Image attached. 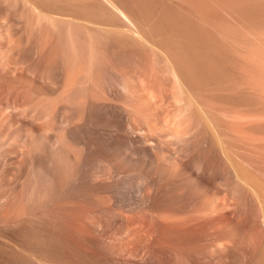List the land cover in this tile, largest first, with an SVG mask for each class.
<instances>
[{"label": "rangeland", "instance_id": "1", "mask_svg": "<svg viewBox=\"0 0 264 264\" xmlns=\"http://www.w3.org/2000/svg\"><path fill=\"white\" fill-rule=\"evenodd\" d=\"M166 7L213 44L215 71L197 75L193 68L206 63H179L162 42L166 22L153 31L126 11L130 20L107 23L60 12L51 0H0V244L21 250L11 232L31 216L83 234L74 222L87 213L88 224L100 221L92 227L107 248L86 252L66 242L86 255L162 264L154 253L165 236L196 244L190 264L257 263L264 247V0H161L153 23ZM122 38L134 41L132 49L118 51ZM203 200H213L212 212L204 206L210 224L191 216L176 228L170 219L195 215ZM168 205L186 206L184 217Z\"/></svg>", "mask_w": 264, "mask_h": 264}, {"label": "bare ground", "instance_id": "2", "mask_svg": "<svg viewBox=\"0 0 264 264\" xmlns=\"http://www.w3.org/2000/svg\"><path fill=\"white\" fill-rule=\"evenodd\" d=\"M61 0H51V2H54L55 5H57V7L59 8L60 12H62L63 10H65L66 12H73V13H76L78 15H81L85 18L87 17H94L95 19L99 20L100 22L101 21H105V22H112L115 23L117 21H119V19L121 20L122 17L126 18V20H130L128 18V13H130L135 19H137L139 22H143V24L145 25V23L148 22V24L150 25L149 28H151L153 31L154 30H158L161 28V22H166L167 23V31L163 34L164 37H162V42L163 44L166 46V47H170L171 50H173L175 52L174 56L175 58L177 59V61L179 63H200V65H204L206 63V66H204L205 68L201 69V66L199 67V65H197L198 67H194L193 69L195 70L194 72L197 73V75H199L198 73H202V70L206 72H210L211 70L215 71V67L213 69V65L211 63H216L214 62V58L215 56H213L214 54H212V49L213 48V44L212 45H209V43H207L208 41H204L202 40V35L200 33V28H198V26H196L195 23L191 22L190 20L188 21V23L186 22V24L184 23L185 21H181L183 18H180L179 16H177V14H174L173 11L169 8V7H166L163 9V13L161 15V17L159 18L160 20H156L157 22L156 23H153V18L154 17V13L158 10L159 8V4L161 3V0H85L84 2L86 3H79L81 2L82 0H62L61 3H65L66 6L65 7H60L59 6V3H60ZM47 2V1H46ZM50 4V3H49ZM53 4V3H51ZM126 11V12H125ZM121 18H120V16ZM152 18V19H151ZM180 19V21H178ZM152 20V22H151ZM185 20V19H183ZM107 22V23H108ZM131 22V21H130ZM149 22H151L152 24H150ZM148 25V26H149ZM148 28V29H149ZM149 29V30H151ZM199 29V30H198ZM151 30V31H152ZM198 30V31H197ZM135 31L137 32H140V30L136 29ZM136 32V33H137ZM198 32L200 34H198ZM202 32V30H201ZM135 33V32H134ZM205 34V33H204ZM206 35V34H205ZM200 39H198L199 37ZM204 36V35H203ZM174 40H172L173 38ZM172 38V39H171ZM205 38V37H204ZM207 40V39H206ZM128 44V46H125L124 43ZM134 42L133 40L131 39H128V38H122V42H123V45L120 46V49H118V51H121V50H127V48H131L132 47H129V42ZM203 41V42H202ZM211 41V40H209ZM213 41V40H212ZM216 42V41H215ZM214 42V44H215ZM207 43V44H205ZM213 43V42H212ZM217 43V42H216ZM211 44V43H210ZM211 46V47H210ZM207 47H210L209 50H211V52L208 50ZM216 48V47H214ZM217 49V48H216ZM215 49V50H216ZM130 50V49H129ZM218 50V49H217ZM214 51V50H213ZM123 52V51H122ZM172 52V51H171ZM215 53V52H214ZM221 53V52H220ZM220 55V54H219ZM218 58V56H217ZM184 63V64H185ZM204 63V64H203ZM182 64V65H184ZM187 65V64H186ZM186 65H184V67H187ZM189 67V66H188ZM192 67V66H191ZM190 67V69H191ZM218 67V66H217ZM200 68V69H199ZM189 68H187L188 70ZM193 69L189 70V72H193ZM217 69V68H216ZM200 71V72H198ZM203 71V72H204ZM212 71V72H213ZM220 71V70H219ZM218 73V71H217ZM191 75H194L193 73H189ZM209 74V73H207ZM206 74V75H207ZM211 74V73H210ZM214 74V72H213ZM196 75V74H195ZM196 75V76H197ZM196 76H193V77H196ZM201 76V75H200ZM208 76V75H207ZM205 76V77H207ZM210 76V75H209ZM192 77V76H191ZM201 77H204V75H202ZM70 178V177H69ZM48 179V178H47ZM46 179V180H47ZM175 181V180H174ZM44 183V182H43ZM68 183V182H67ZM70 184V183H69ZM175 187V186H174ZM173 187V188H174ZM24 190V188H23ZM195 191V190H194ZM180 192V191H179ZM183 192V191H182ZM191 192V191H190ZM193 192V191H192ZM98 193V192H97ZM170 193V191H169ZM25 194V193H24ZM99 194V193H98ZM166 194V193H165ZM172 194V193H170ZM195 194V192H194ZM179 195V194H178ZM183 195V194H182ZM189 195V194H188ZM168 196V195H167ZM170 196V195H169ZM174 196V194H173ZM98 197V196H97ZM194 197V196H193ZM198 197V196H197ZM209 197V196H208ZM207 197V199H209ZM169 198V197H167ZM177 198V197H176ZM195 198V197H194ZM206 198V196L204 197ZM203 196L201 197V200L204 199ZM164 199V198H163ZM172 199V198H171ZM192 199V198H191ZM211 199V198H210ZM68 200V199H67ZM76 200V199H75ZM174 200V198H173ZM196 200V199H195ZM199 200V199H198ZM72 201V200H71ZM204 201V200H203ZM211 203L213 200H210ZM25 202V201H24ZM42 202V201H41ZM75 202V201H74ZM164 202V201H163ZM162 202V203H163ZM168 202H172V201H168ZM21 203V202H20ZM76 204V207L75 209L73 210L74 212H79L78 209L80 208V202L78 203L77 201L75 202ZM84 203V202H83ZM210 203L209 200L208 201H204L203 203L201 204H204V205H201L203 207H197L196 209V214L195 215H190L189 217H185V218H180L181 217V214H178L176 212H179V213H182V217H184V214L183 212H185L187 210V207L186 206H178V207H171L169 208V205L167 206V209L169 208L170 211L169 213L171 212V215H176L179 217L178 218H175V216H173V219L171 218L170 219V216H169V219L172 220L171 222L177 227H180V228H185L189 225V222H191L192 220V217L191 216H194L196 218V221L199 219L202 221V224H203V221H207V223L210 224V220L208 222V216L211 215L210 212L211 211V206L209 207L208 204ZM210 203V204H211ZM74 204V203H72ZM85 204V203H84ZM188 204V203H187ZM209 204V205H210ZM87 205V204H86ZM161 205V204H160ZM165 205V204H164ZM179 205V204H178ZM194 205H195V202H194ZM192 205V206H194ZM198 205L200 206V204L198 203ZM197 205V206H198ZM208 206L210 209V212L209 210H207L206 208L207 207H204V206ZM65 206V204H64ZM53 207V206H52ZM82 207V206H81ZM87 207V206H86ZM157 207V206H156ZM191 207V204L189 206V208ZM196 207V206H195ZM14 208V207H13ZM19 208V207H18ZM85 208V207H84ZM164 208L166 209V207L164 206ZM188 208V209H189ZM81 209V208H80ZM168 209V210H169ZM69 210L71 211V208H69ZM84 209L82 208V211ZM89 210V209H88ZM167 210V211H168ZM12 211V210H11ZM10 211V212H11ZM52 211V210H51ZM81 211V210H80ZM90 211V210H89ZM88 211V212H89ZM152 211V210H151ZM166 211V212H167ZM174 211V212H173ZM191 211V210H190ZM189 211V212H190ZM209 213V215L206 213ZM5 212V211H4ZM7 212V211H6ZM69 212V211H68ZM73 212V213H74ZM85 212V211H84ZM87 212V211H86ZM92 212H95L92 210ZM155 212V211H154ZM157 212V211H156ZM163 212H164V209H163ZM194 213V209L192 211ZM9 213V211H8ZM20 213V212H19ZM43 213V212H42ZM109 213V212H108ZM144 213V212H142ZM167 213V214H169ZM176 213V214H175ZM192 213V214H193ZM5 214V213H3ZM11 214V213H10ZM45 214V212H44ZM48 214V213H47ZM71 214V213H69ZM98 214V213H96ZM165 214V212H164ZM166 214V215H167ZM213 214V213H212ZM29 215V214H28ZM41 215V213H40ZM46 215V214H45ZM53 215V213H52ZM77 215V214H75ZM89 215L91 216V213L89 212ZM94 215V214H92ZM170 215V214H169ZM188 215L185 213V216ZM4 216V215H3ZM19 216V214H18ZM22 215H20L21 217ZM37 216V215H36ZM39 216V215H38ZM42 216V215H41ZM80 216H81V213H80ZM88 214L86 213L85 214V219L89 220L87 218ZM161 216V215H160ZM164 216V215H163ZM162 216V217H163ZM212 216V215H211ZM9 217V215H8ZM20 217H17V219H20ZM23 217V216H22ZM28 217V216H27ZM32 217V216H31ZM30 217V220L31 221H27V222H23V223H19L18 226H16V228L11 232V240L13 241V243H17L21 246V250L20 249H15V247H11L9 244H4V246L2 245V243L0 245H2V247H0V264H47L46 260H49L48 264L50 263V261L52 262V264L56 263V264H59L58 262H64L66 264H117V263H114V262H111V261H107V257L104 256V252L102 253V255L104 257H106V260L103 258V257H100V254L102 252L103 249H106L107 246H106V241H107V238H106V241L104 240L105 243H103V239L104 237H102L101 235L98 234V231H96L97 229H94V227L97 226V222H96V226L93 225V222L91 221L92 218H91V224H88L87 220L83 221L81 219L79 220H76L74 223H75V226L78 227H81L84 232L82 231L83 234H79L80 232H78V234L76 233L77 231L75 230V232L69 228L68 226H63L61 225L59 222L56 223L54 222L52 219L48 218L47 216V219L46 218H43V219H40L39 221H34L32 220L34 218L31 219ZM44 217V216H43ZM53 217V216H52ZM74 217V216H73ZM166 217V216H165ZM7 218V217H6ZM29 218V217H28ZM37 218V217H35ZM76 217H74L75 219ZM79 218V217H77ZM94 218V216H93ZM164 218V217H163ZM168 218V217H167ZM166 218V219H167ZM12 219V218H11ZM15 219V218H14ZM165 219V218H164ZM23 220V218L21 219ZM25 220V219H24ZM69 220V219H68ZM67 220V221H68ZM71 220V219H70ZM163 220V219H162ZM168 220V221H170ZM191 220V221H190ZM194 220V218H193ZM26 221V220H25ZM94 221V220H93ZM200 221V222H201ZM16 222V220L14 221ZM19 222V220H18ZM100 222V221H99ZM98 222V224H100ZM163 223V222H162ZM169 223V222H168ZM192 223V222H191ZM199 223V222H198ZM16 224V223H15ZM63 224V223H62ZM103 224V223H102ZM170 224V223H169ZM195 224V222H194ZM197 224V223H196ZM200 224V225H202ZM212 224H214V222H212ZM113 225V224H112ZM164 225V224H163ZM168 225V224H167ZM198 225V224H197ZM207 224H205L206 226ZM94 226V227H92ZM161 226V225H160ZM166 226V225H165ZM197 228L196 225H193ZM209 226V225H208ZM211 226V225H210ZM167 227V226H166ZM202 227V226H201ZM199 227V228H201ZM73 228V226H72ZM80 228V229H81ZM147 228V227H146ZM165 228V227H163ZM193 228V227H192ZM166 229V228H165ZM164 229V230H165ZM189 229V228H188ZM161 230V229H160ZM168 230V229H167ZM165 230V232H167V234H170L168 233V231ZM192 230V229H191ZM190 230V231H191ZM163 231V230H162ZM174 231V230H173ZM172 231V232H173ZM179 231V229H178ZM183 231V230H182ZM201 231V230H200ZM199 231V232H200ZM2 232V231H1ZM112 232V231H111ZM116 232V230L114 231ZM156 232V231H155ZM164 232V231H163ZM170 232V231H169ZM188 232V231H186ZM120 233V232H119ZM129 233V232H128ZM137 233V232H136ZM141 233V232H140ZM139 233V234H140ZM179 233V232H178ZM190 233V232H189ZM192 233V232H191ZM195 233V231H194ZM193 233V234H194ZM102 234V233H101ZM111 234V233H110ZM121 234V233H120ZM133 234L135 235V233L133 232ZM185 234V233H184ZM106 235V234H105ZM109 235V234H108ZM130 236H132L131 234H128ZM144 235V234H143ZM142 235V236H143ZM149 235V234H148ZM152 235V234H151ZM150 235V236H151ZM179 235V234H178ZM113 234H112V238H113ZM118 236L121 237V235L118 234ZM149 236V238H150ZM164 235H162L161 237H163ZM168 236V235H167ZM173 236V235H172ZM190 236V235H189ZM115 237V236H114ZM115 237L114 241H116V238H117V241L120 239ZM187 237V236H186ZM109 238V236H108ZM112 238H111V242H112ZM122 238V237H121ZM125 238V237H124ZM123 238V240H124ZM131 239L130 237H126V240L127 239ZM134 238H136V236H134ZM148 238V237H147ZM155 238V237H154ZM160 237H158L157 239H159ZM133 239V238H132ZM131 239V240H132ZM173 239V238H172ZM171 239V240H172ZM177 239V238H176ZM109 240V239H108ZM121 240V239H120ZM130 240V241H131ZM136 240V239H135ZM148 240V239H147ZM68 241V243H70L72 245V242L75 241L78 242V243H81L83 244V246L85 245L87 247V251L88 252V249H90L91 251L93 252H98L100 253L99 255L95 254V256L93 255H86V252L84 251V253L80 252V250L78 251L77 250V247H75L73 245L75 249H72L73 247H71V249L69 248L68 246V243H66ZM110 241V240H109ZM108 241V242H109ZM113 241V242H114ZM125 241V240H124ZM123 241V242H124ZM128 241V240H127ZM156 241V240H155ZM2 242V241H1ZM175 242V241H174ZM173 242V243H174ZM183 242V241H182ZM67 244V247L64 245V244ZM172 243V241H170L169 238L165 237L164 238H160L157 243H156V248H155V255L154 257H157L160 259L161 263L162 264H190V259H191V254L194 250H197V246H195L193 243V245H189L188 247H185V246H179V245H174ZM11 244V243H10ZM77 244V243H76ZM109 244V243H108ZM122 244V243H121ZM131 244V243H130ZM154 244V243H153ZM205 244V243H204ZM15 245V244H14ZM70 245V246H71ZM79 245V244H78ZM77 245V246H78ZM113 245V244H112ZM111 245V247H112ZM110 246V245H109ZM108 246V247H109ZM131 246V245H130ZM140 246V245H139ZM142 246V245H141ZM123 248L121 247V245L118 246V248ZM133 248V247H132ZM139 248V247H138ZM143 248V247H142ZM201 248V247H200ZM79 249V248H78ZM84 249V248H83ZM113 249V248H112ZM153 249V248H152ZM151 249V250H152ZM199 249V248H198ZM23 250V251H22ZM26 251H29L28 253H25L24 252ZM85 250V249H84ZM132 250V249H130ZM135 250V249H134ZM150 250V249H149ZM100 251V252H99ZM111 251V250H109ZM113 251V250H112ZM136 251V250H135ZM262 254L260 256H258L257 258V263L256 264H264V247H263V250H262ZM121 252V251H120ZM119 252V253H120ZM125 252V251H124ZM132 252V251H131ZM138 252V251H137ZM30 253V254H29ZM32 253V254H31ZM108 253V252H107ZM110 253V252H109ZM113 253V252H112ZM195 253V252H193ZM106 254V253H105ZM123 254V253H122ZM131 254V253H130ZM33 255V256H32ZM34 255H36L35 257L39 258L41 257L42 258V261L40 260L41 258H39V260L42 262L39 263V260L35 259L34 258ZM107 255V254H106ZM121 255V254H120ZM39 256V257H38ZM152 257V256H150ZM112 258V257H111ZM153 258V257H152ZM45 261H44V260ZM146 260V258H144ZM184 259H188V261H185ZM151 260V259H150ZM152 261V260H151ZM117 262V261H116Z\"/></svg>", "mask_w": 264, "mask_h": 264}]
</instances>
